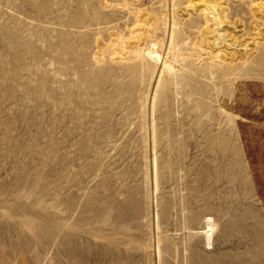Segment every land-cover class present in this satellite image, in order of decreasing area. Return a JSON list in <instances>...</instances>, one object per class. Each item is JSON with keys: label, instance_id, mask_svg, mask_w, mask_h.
Wrapping results in <instances>:
<instances>
[{"label": "rangeland", "instance_id": "rangeland-1", "mask_svg": "<svg viewBox=\"0 0 264 264\" xmlns=\"http://www.w3.org/2000/svg\"><path fill=\"white\" fill-rule=\"evenodd\" d=\"M0 264H264V0H0Z\"/></svg>", "mask_w": 264, "mask_h": 264}, {"label": "bare ground", "instance_id": "bare-ground-1", "mask_svg": "<svg viewBox=\"0 0 264 264\" xmlns=\"http://www.w3.org/2000/svg\"><path fill=\"white\" fill-rule=\"evenodd\" d=\"M217 16V15H216ZM214 17V16H213ZM218 18V17H217ZM216 19V18H215Z\"/></svg>", "mask_w": 264, "mask_h": 264}]
</instances>
